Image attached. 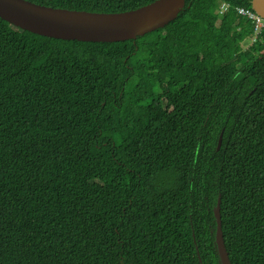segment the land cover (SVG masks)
<instances>
[{"label":"trees","instance_id":"16d2710c","mask_svg":"<svg viewBox=\"0 0 264 264\" xmlns=\"http://www.w3.org/2000/svg\"><path fill=\"white\" fill-rule=\"evenodd\" d=\"M184 1L112 43L0 19V264H218V196L230 263L264 264V30L241 50L249 0Z\"/></svg>","mask_w":264,"mask_h":264},{"label":"water","instance_id":"95a60500","mask_svg":"<svg viewBox=\"0 0 264 264\" xmlns=\"http://www.w3.org/2000/svg\"><path fill=\"white\" fill-rule=\"evenodd\" d=\"M184 0H154L139 8L101 13L35 4L28 0H0V19L33 34L65 41L122 42L134 40L146 33L162 29L184 8ZM250 9L264 19V0H249ZM221 144V135L216 149ZM220 197L213 208L216 222L214 246L218 264H231L224 246Z\"/></svg>","mask_w":264,"mask_h":264},{"label":"built area","instance_id":"2783aa9c","mask_svg":"<svg viewBox=\"0 0 264 264\" xmlns=\"http://www.w3.org/2000/svg\"><path fill=\"white\" fill-rule=\"evenodd\" d=\"M228 8H229V4L221 3L220 7H219V12L222 13ZM235 11L240 16L246 17L253 24V35H252V37H250L247 41H245L242 44V45H245V49L244 50H246L249 46H251L254 43V41H255V39L257 37V34L260 31L264 30V19H262L261 17L256 15L251 9H246V8H243V7H236Z\"/></svg>","mask_w":264,"mask_h":264},{"label":"rangeland","instance_id":"374dc122","mask_svg":"<svg viewBox=\"0 0 264 264\" xmlns=\"http://www.w3.org/2000/svg\"><path fill=\"white\" fill-rule=\"evenodd\" d=\"M241 46V50H244L245 49V45H240ZM243 46V47H242Z\"/></svg>","mask_w":264,"mask_h":264}]
</instances>
